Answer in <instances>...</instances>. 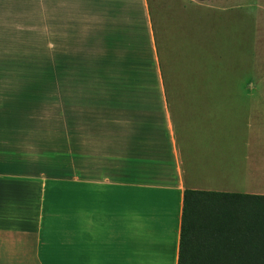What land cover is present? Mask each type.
Instances as JSON below:
<instances>
[{"label": "crops", "instance_id": "crops-1", "mask_svg": "<svg viewBox=\"0 0 264 264\" xmlns=\"http://www.w3.org/2000/svg\"><path fill=\"white\" fill-rule=\"evenodd\" d=\"M150 18L0 0V264H179L187 190L264 196L263 95L167 90Z\"/></svg>", "mask_w": 264, "mask_h": 264}, {"label": "rangeland", "instance_id": "rangeland-1", "mask_svg": "<svg viewBox=\"0 0 264 264\" xmlns=\"http://www.w3.org/2000/svg\"><path fill=\"white\" fill-rule=\"evenodd\" d=\"M149 4L147 28L167 90L255 91L263 96L239 99L244 103L255 99L264 106V0H149ZM21 69L24 66H18ZM56 101L42 98L23 120L31 117L55 127Z\"/></svg>", "mask_w": 264, "mask_h": 264}, {"label": "trees", "instance_id": "trees-1", "mask_svg": "<svg viewBox=\"0 0 264 264\" xmlns=\"http://www.w3.org/2000/svg\"><path fill=\"white\" fill-rule=\"evenodd\" d=\"M179 264H264V196L187 190Z\"/></svg>", "mask_w": 264, "mask_h": 264}]
</instances>
